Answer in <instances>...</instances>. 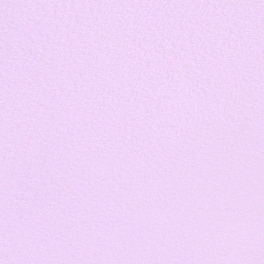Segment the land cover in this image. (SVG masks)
Here are the masks:
<instances>
[{
	"label": "snow or ice",
	"instance_id": "6c2138e0",
	"mask_svg": "<svg viewBox=\"0 0 264 264\" xmlns=\"http://www.w3.org/2000/svg\"><path fill=\"white\" fill-rule=\"evenodd\" d=\"M0 264H264V0H0Z\"/></svg>",
	"mask_w": 264,
	"mask_h": 264
}]
</instances>
